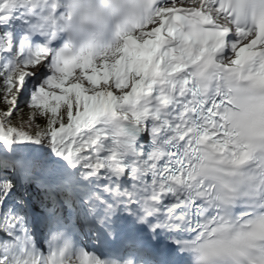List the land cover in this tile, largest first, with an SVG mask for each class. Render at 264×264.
<instances>
[{
	"label": "snow or ice",
	"instance_id": "snow-or-ice-1",
	"mask_svg": "<svg viewBox=\"0 0 264 264\" xmlns=\"http://www.w3.org/2000/svg\"><path fill=\"white\" fill-rule=\"evenodd\" d=\"M0 264H264V0H0Z\"/></svg>",
	"mask_w": 264,
	"mask_h": 264
},
{
	"label": "rangeland",
	"instance_id": "rangeland-1",
	"mask_svg": "<svg viewBox=\"0 0 264 264\" xmlns=\"http://www.w3.org/2000/svg\"><path fill=\"white\" fill-rule=\"evenodd\" d=\"M25 111H27V110H25Z\"/></svg>",
	"mask_w": 264,
	"mask_h": 264
}]
</instances>
